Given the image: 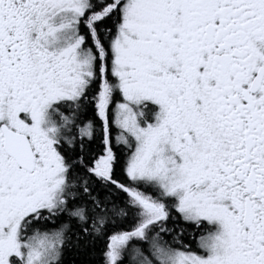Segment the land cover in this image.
Instances as JSON below:
<instances>
[{"label":"snow or ice","instance_id":"snow-or-ice-1","mask_svg":"<svg viewBox=\"0 0 264 264\" xmlns=\"http://www.w3.org/2000/svg\"><path fill=\"white\" fill-rule=\"evenodd\" d=\"M0 264H264V0H0Z\"/></svg>","mask_w":264,"mask_h":264}]
</instances>
